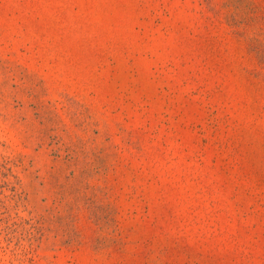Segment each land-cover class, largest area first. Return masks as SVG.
I'll return each instance as SVG.
<instances>
[{"label":"rangeland","instance_id":"374dc122","mask_svg":"<svg viewBox=\"0 0 264 264\" xmlns=\"http://www.w3.org/2000/svg\"><path fill=\"white\" fill-rule=\"evenodd\" d=\"M0 264H264V0H0Z\"/></svg>","mask_w":264,"mask_h":264}]
</instances>
